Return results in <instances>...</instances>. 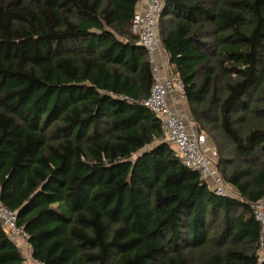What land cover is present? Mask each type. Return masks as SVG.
<instances>
[{
    "label": "trees",
    "instance_id": "1",
    "mask_svg": "<svg viewBox=\"0 0 264 264\" xmlns=\"http://www.w3.org/2000/svg\"><path fill=\"white\" fill-rule=\"evenodd\" d=\"M136 2L0 0V200L46 264H264L251 210L264 197V0H164L159 18L193 118L215 109L216 165L237 196L216 195L155 115L118 98L152 82ZM0 264H27L1 226Z\"/></svg>",
    "mask_w": 264,
    "mask_h": 264
},
{
    "label": "built area",
    "instance_id": "2",
    "mask_svg": "<svg viewBox=\"0 0 264 264\" xmlns=\"http://www.w3.org/2000/svg\"><path fill=\"white\" fill-rule=\"evenodd\" d=\"M136 9L130 21V30L143 47L152 72V82L146 97L136 101L128 96L118 98L129 103L138 102L161 124L163 140L174 150L182 164L197 171L216 195H230V186L223 180L217 168V153L208 144L207 135L199 133L190 117L174 111L168 103L169 94L184 97V85L169 63L159 62L160 50L159 18L164 0H137ZM255 220L259 223L257 256L264 261V197L251 204ZM0 226L9 241L18 248L27 264H46L32 255L28 235L17 224V213L6 207L0 200Z\"/></svg>",
    "mask_w": 264,
    "mask_h": 264
},
{
    "label": "crops",
    "instance_id": "3",
    "mask_svg": "<svg viewBox=\"0 0 264 264\" xmlns=\"http://www.w3.org/2000/svg\"><path fill=\"white\" fill-rule=\"evenodd\" d=\"M136 7H137V5H135V9H136ZM158 60L163 65L165 63H168V56H167L164 48L162 47V45L160 46ZM167 100H168L169 106L174 111L179 112V113H183L189 117V114L187 112L188 111V104H187L185 96L182 97L178 94H172L171 93L168 95ZM207 139H208V137H207ZM208 144H209V147L211 149L215 150L213 145L211 143H209V139H208ZM230 191L232 192L233 196H237V192L235 191V189L233 187H230Z\"/></svg>",
    "mask_w": 264,
    "mask_h": 264
},
{
    "label": "rangeland",
    "instance_id": "4",
    "mask_svg": "<svg viewBox=\"0 0 264 264\" xmlns=\"http://www.w3.org/2000/svg\"><path fill=\"white\" fill-rule=\"evenodd\" d=\"M219 85L223 86V81H219ZM188 114L189 117L191 118V120L193 121V125L198 128L200 126V128L205 132V134L207 135L208 139H209V143H211L214 147V149L216 148L215 146V142L214 140H217V142H219V130L218 128L215 126L216 125V121H215V109L211 110V113L208 115L210 117V120L208 122H203L201 119L199 120V124H197L198 122L193 118V115L191 113V111L189 110L188 107ZM199 125V126H198ZM220 143V142H219ZM221 144V143H220ZM148 147H146L145 149H147ZM217 149V148H216ZM135 156H133V158H135ZM230 195H233L232 192L230 191L229 193Z\"/></svg>",
    "mask_w": 264,
    "mask_h": 264
}]
</instances>
